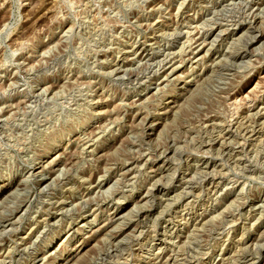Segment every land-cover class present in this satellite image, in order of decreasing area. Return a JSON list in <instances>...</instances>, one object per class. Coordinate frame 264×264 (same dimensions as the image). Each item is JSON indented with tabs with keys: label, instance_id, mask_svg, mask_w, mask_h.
Returning a JSON list of instances; mask_svg holds the SVG:
<instances>
[{
	"label": "rangeland",
	"instance_id": "374dc122",
	"mask_svg": "<svg viewBox=\"0 0 264 264\" xmlns=\"http://www.w3.org/2000/svg\"><path fill=\"white\" fill-rule=\"evenodd\" d=\"M0 264H264V0H0Z\"/></svg>",
	"mask_w": 264,
	"mask_h": 264
},
{
	"label": "bare ground",
	"instance_id": "6f19581e",
	"mask_svg": "<svg viewBox=\"0 0 264 264\" xmlns=\"http://www.w3.org/2000/svg\"><path fill=\"white\" fill-rule=\"evenodd\" d=\"M200 45V44H199ZM160 61V60H159ZM154 64V63H153ZM248 115V114H247ZM98 131V130H97ZM242 144V143H241ZM243 148V147H242ZM154 185V184H153ZM145 207V206H144ZM54 223V222H53ZM34 257V256H33Z\"/></svg>",
	"mask_w": 264,
	"mask_h": 264
}]
</instances>
